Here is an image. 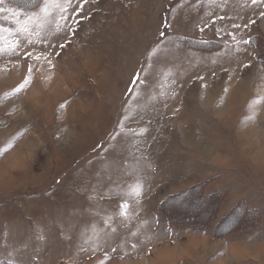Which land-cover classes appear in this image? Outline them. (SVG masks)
I'll return each instance as SVG.
<instances>
[{
    "label": "rangeland",
    "instance_id": "rangeland-1",
    "mask_svg": "<svg viewBox=\"0 0 264 264\" xmlns=\"http://www.w3.org/2000/svg\"><path fill=\"white\" fill-rule=\"evenodd\" d=\"M42 2L0 4V264H264V0H72L21 33Z\"/></svg>",
    "mask_w": 264,
    "mask_h": 264
},
{
    "label": "snow or ice",
    "instance_id": "snow-or-ice-1",
    "mask_svg": "<svg viewBox=\"0 0 264 264\" xmlns=\"http://www.w3.org/2000/svg\"><path fill=\"white\" fill-rule=\"evenodd\" d=\"M258 0H252V4H257ZM4 3V0H0V4ZM72 4V0H43L42 2V6L39 9V13L38 14H33V15H29L28 16V21H25L24 24L20 25V32L21 33H27V34H31L29 32V28L27 27V23L29 21H34L35 19H39L40 20V24L37 25V27H43L44 24L47 22L48 17L52 14L51 9L53 8H57L60 10L61 12V19H67V17L64 15V13L67 12L68 10V6H70ZM9 11H12V15L13 16H19L20 14L9 9ZM221 19H223V17H220ZM213 23H215V21H213ZM252 23H255V21H252ZM162 27L163 29H165V31H161L160 35L161 37H163L164 35H166V30H169L172 28V24L169 20L164 19L162 20ZM203 30V29H201ZM0 39H2V37H0ZM29 43H31V41H29ZM20 47H22V43L17 40L15 43H10L8 45V48L5 49L3 47H0V53L4 52V51H10L12 54L14 55H19V49ZM60 47H64V45H60ZM156 56V52L155 50H153L151 52V54L148 57V60L151 61L152 58ZM24 58L27 60L28 58L33 59L34 61H36L37 63L41 60V59H45L48 60V63L51 64V61L48 59L47 56H45L42 52L39 54H33L32 52H25L24 53ZM149 68L152 67V64L148 65ZM245 67H248V65H245ZM34 71V65L29 64L28 65V69H27V73L28 75L25 76L24 80L22 81V83L20 85H18L15 89H13L12 94H18L19 92L25 90L30 84H31V79L30 77L32 76V73ZM144 81L141 80V74L140 73H136L133 76L132 81L130 82L132 85V88H134L136 86V84L138 83H143ZM132 88L129 89V91H132ZM253 104L257 103V101H253ZM65 107V105H61V108ZM250 119H253V117H250ZM113 139H115V137H113ZM120 207V215L123 217H127L128 213H129V208L130 205L128 204L127 201L121 203L119 205ZM105 225H108L109 221H104ZM112 231H115V229H112ZM132 247H135V244L132 245Z\"/></svg>",
    "mask_w": 264,
    "mask_h": 264
},
{
    "label": "trees",
    "instance_id": "trees-1",
    "mask_svg": "<svg viewBox=\"0 0 264 264\" xmlns=\"http://www.w3.org/2000/svg\"><path fill=\"white\" fill-rule=\"evenodd\" d=\"M246 216V215H245Z\"/></svg>",
    "mask_w": 264,
    "mask_h": 264
}]
</instances>
